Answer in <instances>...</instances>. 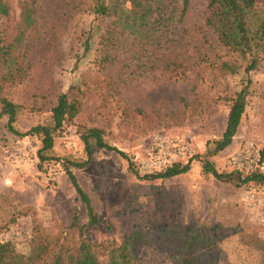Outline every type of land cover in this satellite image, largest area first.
<instances>
[{
	"label": "rangeland",
	"instance_id": "1",
	"mask_svg": "<svg viewBox=\"0 0 264 264\" xmlns=\"http://www.w3.org/2000/svg\"><path fill=\"white\" fill-rule=\"evenodd\" d=\"M4 1L11 13L0 18V35L17 44L26 68L7 83L0 62V97L21 105L15 128L24 133L50 125L60 94L74 86L81 110L56 132L54 159L42 162V138L12 132L0 103V243L33 255L38 231L67 237L60 264H91L79 249L82 238L120 243L139 233L141 264H264V185L221 181L203 167L210 161L232 179L264 171V60L246 72V60L217 40L205 25L210 0H191L174 33L155 42L127 20L129 3L110 2L111 15L102 18L84 0ZM24 3L36 9L29 29ZM257 12L264 17V0ZM114 35L120 38L110 51L116 60L104 67L103 36ZM225 62L243 68L232 73L222 68ZM247 84L234 141L213 155L211 144L222 137L233 99ZM89 128L102 129L126 157L95 142L89 155L82 140ZM190 161L188 173L143 177ZM68 165L98 224H90Z\"/></svg>",
	"mask_w": 264,
	"mask_h": 264
},
{
	"label": "trees",
	"instance_id": "2",
	"mask_svg": "<svg viewBox=\"0 0 264 264\" xmlns=\"http://www.w3.org/2000/svg\"><path fill=\"white\" fill-rule=\"evenodd\" d=\"M83 1V0H82ZM88 1L91 12L98 17L106 18L111 15L110 2L118 1L129 3L125 16L127 20L140 31L146 33L148 42H155L157 39L173 34L178 23L187 15L191 0H84ZM263 0H210L208 4L205 25L212 30L217 40L233 52H237L246 60V72L261 68L264 60V17L259 15L257 8ZM10 5L7 1L0 0V18L9 17ZM36 9L29 4H23L22 19L25 28L29 29L35 22ZM25 34V31L21 34ZM105 54L101 59V65L106 67L115 63L116 57L110 51L117 50L120 43L117 35L107 38ZM19 37L17 42H19ZM90 43L87 42V49ZM16 43H8L0 35V62L3 67V81L14 83L21 79L26 72L21 55H15ZM223 69L237 73L243 65L225 62ZM250 85L247 84L241 91L236 93L231 105L225 131L220 139L214 140L211 144L212 154L216 155L228 148L234 141L246 111L247 96ZM76 86L70 91L60 94L55 107L52 109V122L50 125L38 124L28 131L19 132L14 123L18 118L21 105L14 103L6 97H0V103L4 113L9 115V128L12 132L21 136H40L42 147L39 157L42 162L54 159L49 155L55 143V134L68 120H73L81 110V102L75 93ZM1 118V114H0ZM100 128H89L82 132V140L86 145L88 154H91V143L95 142L98 147L116 151L122 156L126 154L116 146L108 143ZM261 161L264 160V149L260 152ZM71 164V163H70ZM78 167L84 164L73 163ZM204 172L212 174L218 180L230 181L237 185L255 183L264 185V171L252 170L246 174H240L237 179H232V174L220 172L214 163L204 162ZM192 169V161L187 164L181 162L173 163L162 171L146 174V179H168L188 173ZM65 171L69 175L77 195L84 202L89 222L92 225L99 223V218L93 206L90 196L80 185L76 174L68 166ZM137 175H140L137 172ZM75 219H78L77 214ZM2 230V228H0ZM1 232V231H0ZM139 233H132L125 236L122 241L108 244H97L87 238H82L79 249L90 259L91 264H141L138 244L140 243ZM67 237L52 239L51 236L38 231L34 238L36 253L25 255L20 253L13 242L5 241L0 243V264H60L65 258ZM189 264V263H186Z\"/></svg>",
	"mask_w": 264,
	"mask_h": 264
}]
</instances>
